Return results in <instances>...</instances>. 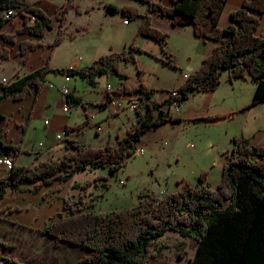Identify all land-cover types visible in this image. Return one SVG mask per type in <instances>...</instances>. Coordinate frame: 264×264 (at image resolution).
I'll return each mask as SVG.
<instances>
[{
    "label": "trees",
    "instance_id": "trees-1",
    "mask_svg": "<svg viewBox=\"0 0 264 264\" xmlns=\"http://www.w3.org/2000/svg\"><path fill=\"white\" fill-rule=\"evenodd\" d=\"M137 1L147 5L146 13L140 14L136 7L127 5L122 8V14L128 18L141 17L140 35L166 44L167 34L153 25L149 15L159 10L175 25L193 24L196 37L215 41L217 46L204 57L200 68L186 78L176 96L168 95L162 101L148 103L144 110L137 109L138 121L117 141V146L107 143L102 148L87 147L66 137L67 150L59 159L20 166L17 158L21 143L12 145L0 140V163L4 156H14L8 174L0 178V204L9 191H22L23 182H34L35 191H39L55 182H68L78 171L89 167H107L116 174L124 167L126 157L134 152L135 144L150 129L166 122L181 121L165 107L173 103L180 105L195 92L215 91L221 82L222 69L229 70L230 80L252 78L256 88L250 106L264 102V33H259L264 0L243 1L232 11L231 23L226 28L220 25V18L229 0H171L169 7L164 6L162 0ZM8 9L24 16L22 26L15 33L0 32V37L10 44L16 43L20 33L42 37L51 25L50 16L29 0H0V29L8 22L2 17V12ZM107 9L111 13L118 11L111 4ZM31 16L36 17L34 24H30ZM37 46L39 43L19 42V54L25 56L24 62L28 48ZM131 48L130 52L100 57L88 67H69L56 72L68 77L79 75L93 84L100 73L114 72L122 77L120 62L134 60L135 52L142 51L137 46L131 45ZM10 55L9 48L0 49V60ZM167 61L170 63L172 59ZM49 70L48 66L38 67L18 74L15 79L0 82V100L24 99L30 88L39 95ZM121 89L131 94L144 93L147 98L152 95V90L143 83L135 88L123 84ZM66 98L69 104L79 102L72 94H67ZM66 131L69 134L70 128ZM250 140L246 136L232 138V149L216 189L208 186L204 171L197 185L186 183L178 192L164 197L148 193L128 209L85 212L79 202L65 198L64 206L70 210L69 215L59 214V218L44 226L42 232L56 243L87 249L88 254L79 264H150L151 245L168 230L197 244L191 264H264V145L253 146ZM88 184L89 181L82 188ZM2 213L4 209L0 208V218ZM0 264L17 262L0 256Z\"/></svg>",
    "mask_w": 264,
    "mask_h": 264
},
{
    "label": "rangeland",
    "instance_id": "rangeland-1",
    "mask_svg": "<svg viewBox=\"0 0 264 264\" xmlns=\"http://www.w3.org/2000/svg\"><path fill=\"white\" fill-rule=\"evenodd\" d=\"M29 1L33 4L37 1L41 4L52 2L58 5V8L48 7L51 25L46 29L44 36L31 34L28 40H25L39 43L34 49L28 48L29 56L26 61L24 62L25 56L19 54V48H11L15 54L13 56H21L19 66L24 72L48 66L51 70L45 74V84L47 86L54 84L55 89H51L54 92L62 84H66L79 98L78 103L69 104L66 95H62V100L68 106V116L71 118L69 135L71 139L77 140L84 146L102 148L107 143L117 146V141L138 121L136 111L129 107L118 113L111 112L109 104L105 105L101 112L94 110L97 106L101 108L102 98L106 101L108 94L107 100L108 103L110 102L115 93L113 89L123 84L134 88L143 83L152 90L153 101L161 100L172 91L173 80L184 76L190 66L196 64V43L191 40V34H182L179 29L170 31L160 29L167 34L166 44L162 45L157 40L138 33L141 17L128 18L122 14V8L127 2L134 4L140 14H144L148 11V7L140 1ZM110 4L116 5L119 11L111 13L107 9V5ZM22 18L24 20V16ZM124 20L130 24L125 25ZM30 24H34V21L30 20ZM131 45L141 48L142 51L135 52L134 60L120 62L122 77L114 72L100 73L95 76L96 83L93 84L79 75L68 77L56 72L58 69L69 67H88L96 59L116 52H130ZM9 58L1 59L0 63L6 65L5 60ZM169 59H172L170 63L167 61ZM15 60L16 57L7 62L9 67L5 66L4 74L9 79H15L21 71L17 69ZM220 77V85L212 97L207 99L198 97L195 104H191L197 107V110H201L207 108H203L206 101L212 102V105L208 106L210 108L208 112L220 111L221 113L214 115L216 118L214 120L221 122L187 124L181 127L182 134L177 139H174L173 131L169 130L167 125L150 129L135 144L134 152L126 157L124 167L116 174L111 173L107 167H89L86 171H81L78 178L84 180L80 181L81 184L68 188L66 196L61 198L63 202L59 200L56 204L62 209L56 212L69 215L70 210L64 206L65 198L79 202V206L85 212L101 213L128 209L137 205L148 193L164 197L169 193L178 192L186 183L197 185L204 171L207 173L206 183L210 188L216 189L222 180L227 161L226 155H229L232 149V143L227 139L226 132L230 131V136L234 135L233 133L240 136L253 128L256 136H261V142H264V103L256 107L250 106L256 88L252 78L247 76L230 80L227 69L221 70ZM108 85L112 86V91L107 90ZM145 106L144 103L139 109L144 110ZM50 108L54 109L55 106L53 104L46 106L38 116L31 118L30 123L22 130L24 132H22L19 154L26 163L20 166L29 165L31 162L29 157L37 158L39 150L46 149L40 145L44 143L43 135L46 127L44 120L50 115ZM235 110V114L227 115ZM89 116L96 118L93 123L87 121ZM65 145L66 142L62 141L63 149ZM87 181L90 184L82 188V183ZM59 214L53 215L52 220H57ZM43 237L54 240L53 245L45 246L46 250L54 251V254L43 259L39 257L38 252L33 251L30 258L33 264H59L63 260L60 255L63 249L67 264H72L71 260H75L74 257L78 253L81 258L78 259L77 264L88 254L85 248L64 242L56 243V240L47 234L41 235V238ZM196 246L192 239L168 230L162 237L156 238L151 245L149 263L191 264L196 255ZM74 247L79 249L74 250Z\"/></svg>",
    "mask_w": 264,
    "mask_h": 264
},
{
    "label": "crops",
    "instance_id": "crops-1",
    "mask_svg": "<svg viewBox=\"0 0 264 264\" xmlns=\"http://www.w3.org/2000/svg\"><path fill=\"white\" fill-rule=\"evenodd\" d=\"M243 1L245 0L227 1V5L225 7L223 15L220 18V25L222 27L225 28L228 27V25L231 23L229 16L231 15L232 11L240 7ZM162 3L164 4V6L167 7L172 5L171 0H162ZM34 5L41 7V9H43V11L46 14H49L48 12L49 6L51 8H55V7L58 8V5L56 6V4H53L52 2L50 3L46 2L45 4H41L40 1H37L34 2ZM127 5H134V4H127V2H125L124 6ZM149 15L152 18V22L154 26L160 29H164V31L179 29L180 33L182 34H186V35L191 34L190 37L191 40H193L196 43L195 46V51L197 53L196 64L192 67L190 66V68L187 70L184 76H181L179 78L177 77L175 80H173L172 82L173 87L171 89L173 91L176 88L178 89L185 82L186 78L191 73H195L200 68L201 62H203L204 57L212 52L214 47L217 46V42L212 41L210 39L204 40L203 38L196 37L193 32L194 30L193 24L175 25L172 23V20L169 16H164V14H162L159 10L151 11ZM22 16L23 15L21 13H18L17 10H15V15L13 16V18L11 20L9 19L8 22L2 26L0 32L9 33V34H13L14 32H16V30L19 27H21L23 24L24 20ZM259 19H260L259 33H264V14H262L259 17ZM124 24L129 25L130 23H124ZM30 35L31 34H27V33L18 34L16 43L14 44H10L8 41H5L3 38L0 37V49L4 47L9 48V50H11L12 47L19 48V42L23 40L24 41L28 40ZM27 54L29 56L28 52ZM13 55L15 54L11 50V55L9 56L10 58L5 60L6 65L9 67L10 65L8 63L10 62V60L12 61V59H15L16 57L17 60L15 61L16 64L18 65L17 69L21 70L19 66L21 56L18 55L14 57ZM0 65L3 66L5 70L6 65L5 64L3 65L2 63H0ZM4 70L2 76H0V82H1V77L3 76L9 80V78L4 74L5 73ZM25 73L26 72L21 70L19 71L18 74L21 75ZM50 85L47 86L46 84H44V87L41 88L40 94L37 96L35 95L34 88H30L29 92L27 93L24 99L0 100V140L4 141L6 144H12V145L21 143L23 138L22 132H24L22 131L23 127H26L30 123L31 118L35 117L36 115L38 116V114L41 111H43L46 108V106H51V104L55 106L54 109L50 108L51 109L50 115H48L47 118H45V120L46 119L49 120L50 124L46 125L45 127V133L43 135L45 144L41 143L40 146L42 148L45 147L46 149L39 150L37 158L29 157V160L31 161L30 165L38 164L39 162L47 159H59L67 150L66 145H65V149L61 147L62 141L66 142V138L62 140H58L56 139V135L66 131L67 127L68 128L70 127L71 118L70 116H68V110L67 111L63 110V106L65 102L62 100V94L59 92L58 89H56V92L51 90V89H55V86L51 87ZM148 87H152V86L148 85ZM121 88L122 86H119L117 89L120 90L113 89V91H115L116 94H120L123 95L124 97L131 99H134L138 95V94H131L129 92L122 91ZM147 89L150 90L149 88ZM214 93H216V90L212 92H208V91L195 92L194 94H191L189 99L184 104L179 105L177 103H174L170 106L165 107V110L169 111L172 116L181 119L180 122L172 121L163 124V125H167L166 127H168L169 130L173 131L172 136L174 137V139L181 137L182 134L181 127L187 124L200 123V122L214 123L213 121L218 123L221 122L214 120L215 118L214 115L221 113L220 111L208 112L210 110L208 106H211L212 102L206 101L204 103L203 108L205 107L207 108L205 109L201 108V110H197V107L191 104L194 103L198 99V97H205V99H207L212 97ZM71 94L74 97L78 98L76 95L73 94L72 90H71ZM169 94L170 93L166 94V96H168ZM108 96L109 94L107 95V99ZM166 96H164L161 100L153 101L152 95H150L149 98L146 97V101L144 103L147 105L148 103L159 102L162 101ZM107 99L105 101L102 98L101 108L97 106V109L94 110L96 111L98 110L99 112H101L100 110H103L102 108L105 107V105L107 104L110 105ZM262 103L264 102L255 105V107L259 106ZM235 113L236 110L229 112L227 115L229 116L230 114H235ZM198 118H202V119L196 120ZM94 119L96 118L94 117ZM254 131L255 130L251 128L249 131L246 132V134H242L240 136L249 137L251 139L250 142L253 146H257V147L263 146L264 142L263 143L261 142L262 141L261 136L257 137ZM229 132L230 131L226 132V135H227V139L230 140L231 142L232 138L237 136V134L233 133L234 135L230 136ZM69 134L66 135L68 138H71ZM2 163L3 162L1 159L0 178L6 176L9 172ZM17 163L20 165L21 164L24 165V163L26 162H24L21 158V155H19L17 158ZM81 171H78L74 175V177L68 182H55L52 186L51 185L44 186L39 191H35L34 182H23L21 184V187L23 188L22 191L20 190L9 191L7 194H5L0 204V208L4 209V213H2L0 218V256L2 258L13 259L18 264H31V263L33 264V261L30 259L31 256L33 255L32 253L33 251L38 252L39 257L43 259L47 256L49 257L50 255H52V253L54 254V251L45 249L46 245L48 244L53 245L52 241L54 240L53 239L51 240L46 237L41 238V235H44L42 229L44 228V226L47 225V222L50 223L51 221L52 222L54 221L52 220L53 215L56 214L58 215L59 213L57 212L61 211L62 209L61 206L60 205L56 206V204L59 203V200L61 203L63 202L61 201V198H64L66 196L68 188L73 187L74 185L80 183V181L84 180L82 178H78V175ZM35 232L37 234H34ZM75 247H79V246L75 245ZM75 247L73 248L74 250L79 249ZM63 251H61L60 254L61 257L63 258L61 263L67 264V262H65L66 258L64 256ZM74 258L75 260L73 259L71 260L73 261L72 264H77L78 259L81 257L78 253Z\"/></svg>",
    "mask_w": 264,
    "mask_h": 264
},
{
    "label": "built area",
    "instance_id": "built-area-1",
    "mask_svg": "<svg viewBox=\"0 0 264 264\" xmlns=\"http://www.w3.org/2000/svg\"><path fill=\"white\" fill-rule=\"evenodd\" d=\"M14 15H15V10L8 9V10H4L3 11L2 17L5 20H9V19L11 20ZM35 20H36V17L35 16H31V21H35ZM127 22H128L127 20L124 21V23H127ZM3 70H4V67L0 65V76H2ZM5 81H7V78L4 77V76L1 77V82H5ZM50 86L53 87L54 84H51ZM112 89H113L112 86L108 85V89L107 90L112 91ZM58 90H59V92L62 95L71 94V91L69 90V87L67 85H64V84L61 87H59ZM177 92H178V90L176 88L173 91H171L169 95L176 96ZM145 101H146V94H144V93H139L134 99L127 98V97H124L123 95L114 93V95H112V99L109 102L110 103L109 107H110V111L111 112H115V113L120 112L121 110H123L126 107H129L131 110L136 111L137 109L140 108V106L143 105V103ZM63 110L64 111L68 110L67 104H64ZM94 120L95 119H94L93 116H89V118L87 119V121L89 123H93ZM44 122H45V125H49L50 124L48 119H46ZM66 134H68L66 131L61 132V133L56 135V139H58V140L65 139L67 137ZM13 158H14L13 155H11L9 157H5L4 156L2 158V162H3L2 164L5 166V168L8 171L12 167Z\"/></svg>",
    "mask_w": 264,
    "mask_h": 264
}]
</instances>
